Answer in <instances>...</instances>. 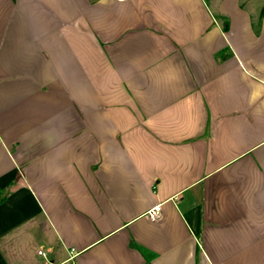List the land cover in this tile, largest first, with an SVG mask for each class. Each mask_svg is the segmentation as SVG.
Masks as SVG:
<instances>
[{
  "label": "crops",
  "instance_id": "0c3cea01",
  "mask_svg": "<svg viewBox=\"0 0 264 264\" xmlns=\"http://www.w3.org/2000/svg\"><path fill=\"white\" fill-rule=\"evenodd\" d=\"M0 264H264V0H0Z\"/></svg>",
  "mask_w": 264,
  "mask_h": 264
},
{
  "label": "built area",
  "instance_id": "2783aa9c",
  "mask_svg": "<svg viewBox=\"0 0 264 264\" xmlns=\"http://www.w3.org/2000/svg\"><path fill=\"white\" fill-rule=\"evenodd\" d=\"M149 216L151 219H156L158 217V212L157 210H153L149 213ZM39 254L42 255V256H46V254L43 252V251H39ZM74 256H72L71 258H73Z\"/></svg>",
  "mask_w": 264,
  "mask_h": 264
}]
</instances>
